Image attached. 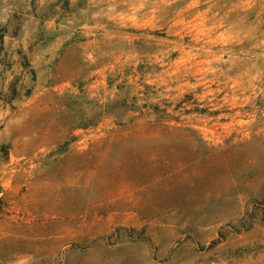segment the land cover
Masks as SVG:
<instances>
[{"label":"rangeland","instance_id":"1","mask_svg":"<svg viewBox=\"0 0 264 264\" xmlns=\"http://www.w3.org/2000/svg\"><path fill=\"white\" fill-rule=\"evenodd\" d=\"M0 37V264H264V0H0Z\"/></svg>","mask_w":264,"mask_h":264},{"label":"bare ground","instance_id":"2","mask_svg":"<svg viewBox=\"0 0 264 264\" xmlns=\"http://www.w3.org/2000/svg\"><path fill=\"white\" fill-rule=\"evenodd\" d=\"M65 178L66 179H65L64 182L65 183H68L70 185H74V183L77 181L76 180V175H75L74 172H72L71 174L69 173V176L68 177H65ZM61 197H62V195L59 192H57V194H52V197L51 198L62 199Z\"/></svg>","mask_w":264,"mask_h":264},{"label":"trees","instance_id":"3","mask_svg":"<svg viewBox=\"0 0 264 264\" xmlns=\"http://www.w3.org/2000/svg\"><path fill=\"white\" fill-rule=\"evenodd\" d=\"M1 39H2V37H0ZM32 72V74H33V71H31ZM25 95L26 96H29L30 95V90H27L26 91V93H25ZM16 97V96H15ZM15 97H13V98H15ZM65 151V146H64V148H62V149H60L59 150V153L61 154V153H63Z\"/></svg>","mask_w":264,"mask_h":264}]
</instances>
